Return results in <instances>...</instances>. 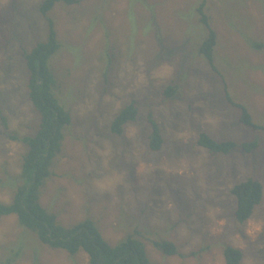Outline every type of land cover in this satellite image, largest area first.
I'll return each instance as SVG.
<instances>
[{
	"label": "rangeland",
	"instance_id": "obj_1",
	"mask_svg": "<svg viewBox=\"0 0 264 264\" xmlns=\"http://www.w3.org/2000/svg\"><path fill=\"white\" fill-rule=\"evenodd\" d=\"M203 1L79 0L50 10L61 42L50 67L72 121L41 202L65 226L94 219L112 244L141 237L150 264H227L226 246L242 251L239 264H264V129L243 124L228 97L264 127V0H205L217 32L216 69L200 54L208 35ZM41 2L0 0L2 202L11 201L8 176L19 173L27 150L11 134L39 125L25 52L48 35ZM133 101L137 119L113 133L112 121ZM150 113L164 140L157 151L149 147ZM202 133L258 147L216 153L198 145ZM250 177L262 182L263 198L239 222L231 189ZM153 240L175 242L178 254L163 253ZM4 263L89 264V256L42 243L11 214L0 216Z\"/></svg>",
	"mask_w": 264,
	"mask_h": 264
},
{
	"label": "trees",
	"instance_id": "obj_2",
	"mask_svg": "<svg viewBox=\"0 0 264 264\" xmlns=\"http://www.w3.org/2000/svg\"><path fill=\"white\" fill-rule=\"evenodd\" d=\"M79 0H42L40 12L46 17L48 35L45 40L37 42L30 51L25 52L26 65L29 70L27 89L29 98L39 114V125L35 132L19 135L12 133L11 137L27 146L22 157L19 173L8 176L13 187L11 201H0V216L15 214L20 225L32 230L44 244L53 248H62L75 254L84 250L89 256V264H150L145 241L135 234H128L116 244L110 243L103 235L100 227L92 218H85L71 226H65L58 221L57 215L49 211L41 202V192L46 179L52 173V165L62 150L65 127L71 123L72 116L60 102L58 82L50 67V58L61 47L55 22L49 15L57 2L73 4ZM206 1L198 7L200 22L208 28V35L200 46L203 55L213 69L214 48L217 43V32L211 26L210 18L204 11ZM262 47V43H253ZM166 94L174 93V86L166 88ZM234 106L239 107L240 120L243 124L256 129L263 126L253 121L248 109L228 96ZM139 109L136 102L127 104L116 115L111 124L113 133L122 134L124 125L137 119ZM5 128L6 118L1 116ZM151 132L149 147L159 150L163 145V136L156 119L149 114ZM198 145L212 152L229 153L240 147L251 152L258 147L257 141L238 142L235 140H216L207 133H202ZM1 181V179H0ZM236 198L235 217L239 222H245L253 213L254 208L263 198V184L260 180L250 177L236 183L232 189ZM155 247L167 255L178 254V246L170 240H153ZM224 256L227 264H239L242 251L239 248L226 246ZM7 264V263H4Z\"/></svg>",
	"mask_w": 264,
	"mask_h": 264
}]
</instances>
